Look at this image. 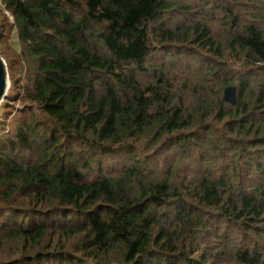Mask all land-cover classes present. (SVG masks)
<instances>
[{
  "label": "trees",
  "instance_id": "1",
  "mask_svg": "<svg viewBox=\"0 0 264 264\" xmlns=\"http://www.w3.org/2000/svg\"><path fill=\"white\" fill-rule=\"evenodd\" d=\"M0 55V264H264V0H0Z\"/></svg>",
  "mask_w": 264,
  "mask_h": 264
},
{
  "label": "water",
  "instance_id": "2",
  "mask_svg": "<svg viewBox=\"0 0 264 264\" xmlns=\"http://www.w3.org/2000/svg\"><path fill=\"white\" fill-rule=\"evenodd\" d=\"M9 86L7 67L5 61L0 57V105L6 99ZM223 100L231 105H235L237 101L236 89L234 87L226 88L223 93Z\"/></svg>",
  "mask_w": 264,
  "mask_h": 264
},
{
  "label": "rangeland",
  "instance_id": "3",
  "mask_svg": "<svg viewBox=\"0 0 264 264\" xmlns=\"http://www.w3.org/2000/svg\"><path fill=\"white\" fill-rule=\"evenodd\" d=\"M0 57H1V55H0ZM11 105H14V104L12 103Z\"/></svg>",
  "mask_w": 264,
  "mask_h": 264
}]
</instances>
